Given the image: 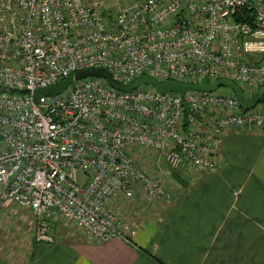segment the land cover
<instances>
[{
	"label": "built area",
	"instance_id": "built-area-1",
	"mask_svg": "<svg viewBox=\"0 0 264 264\" xmlns=\"http://www.w3.org/2000/svg\"><path fill=\"white\" fill-rule=\"evenodd\" d=\"M115 5L0 0V211L13 204L33 213L37 243H56L51 228L63 224L98 242L130 244L136 230L112 201H170L156 173H214L229 129L264 131V99L243 112L233 95L218 91L160 94L141 86L123 93L86 78L50 102L34 100L35 90L92 70L124 86L148 76L264 87V61L250 62L254 54L264 60V47L244 50L249 39L264 41V0ZM137 154L155 157L152 174Z\"/></svg>",
	"mask_w": 264,
	"mask_h": 264
},
{
	"label": "crops",
	"instance_id": "crops-1",
	"mask_svg": "<svg viewBox=\"0 0 264 264\" xmlns=\"http://www.w3.org/2000/svg\"><path fill=\"white\" fill-rule=\"evenodd\" d=\"M133 1L112 3L116 9ZM219 155L214 173L192 170L184 177V168L172 172L179 193L166 187L170 201H112L111 209L136 230L130 244L98 242L76 230L66 239L56 225V243H37L33 213L7 204L0 211V227L8 225L9 216L26 230L20 229L23 236L16 243L0 238V264H155L139 249L162 264H264V131L229 129ZM137 156L152 174L154 156ZM155 178L161 180L160 174Z\"/></svg>",
	"mask_w": 264,
	"mask_h": 264
},
{
	"label": "water",
	"instance_id": "water-1",
	"mask_svg": "<svg viewBox=\"0 0 264 264\" xmlns=\"http://www.w3.org/2000/svg\"><path fill=\"white\" fill-rule=\"evenodd\" d=\"M86 78H101L106 81L108 86L112 89L123 92L131 93L141 86H150L160 94L175 93L184 95L188 92L196 93H213L219 89H227L230 91L234 97L237 99L243 112H247L256 107L262 102L264 97V87H260L253 97L248 100L243 94L242 90L234 83L226 79H218L213 83H208L207 79L204 78L201 85H191V84H180L175 81H165L159 82L154 78L148 76H142L134 80L130 85L124 86L112 80L111 75L105 70H92L77 73L74 76L70 75L68 78L59 86L54 88L38 89L32 93L34 100L39 101L42 98H47L51 96H57L63 93L66 88L72 84L74 81L84 80Z\"/></svg>",
	"mask_w": 264,
	"mask_h": 264
},
{
	"label": "rangeland",
	"instance_id": "rangeland-1",
	"mask_svg": "<svg viewBox=\"0 0 264 264\" xmlns=\"http://www.w3.org/2000/svg\"><path fill=\"white\" fill-rule=\"evenodd\" d=\"M247 47L248 48H260V49H262L264 47V41H260V40L253 41V40L249 39L248 45L246 47H244L245 51H246ZM252 57L253 58L250 59V62L254 63L255 61H257L256 65L261 64L264 61V60H259V55L254 54ZM237 85H239L240 89L243 90L244 95L248 100H250L253 97V94L257 91V89H254V88L243 87L246 84H241V85L237 84ZM220 90H222V91H220ZM218 91L219 92H217V93H219L220 95H224V97H231V95H232L231 92H229L227 89H219ZM51 97L45 98V101L50 102ZM148 155L152 156L150 154H148ZM144 159L148 160L147 156H144ZM154 160H155V157H154ZM153 164H155V162H153ZM154 167L151 165V169L154 170ZM159 174H160V179L165 180L169 184V185L165 184L168 190H170V191L174 190L176 193L177 192L179 193V187H178V185H176L177 183L175 182V180L171 178V174H169V175H164L163 173H159ZM159 174L156 173L154 176H158ZM182 174L184 176H187L184 173H181V176H183ZM18 213L22 214V211H18ZM6 218H7L8 225H4V226L0 227V238H4L5 236H7L13 241V243H16L23 236V233L20 232V229L23 227L20 226L16 222L17 221L16 219H13L9 216H7ZM31 218H32V215H31ZM56 226L59 227V231H61V233L64 235L63 237H65L66 239L69 238V235H71L72 233H75V231H73L74 229H71L70 227H67L63 224H58ZM23 230L25 231L26 229L23 228ZM32 239H34V238H32ZM71 239H73V238H71Z\"/></svg>",
	"mask_w": 264,
	"mask_h": 264
},
{
	"label": "trees",
	"instance_id": "trees-1",
	"mask_svg": "<svg viewBox=\"0 0 264 264\" xmlns=\"http://www.w3.org/2000/svg\"><path fill=\"white\" fill-rule=\"evenodd\" d=\"M244 16V23L246 22L247 24H251L252 23V17H251V14H250V12L248 11V10H245V12H244V14H243ZM237 20L238 21H241V18L240 17H238L237 18ZM264 98V97H263ZM262 98V99H263ZM175 176H177V175H175ZM179 179V178H178ZM181 182H183V181H181ZM51 232H52V234H53V232H54V227H53V230H52V228H51ZM34 234H35V229H34ZM33 238H34V236H33ZM35 240V239H34ZM139 252L143 255V256H145L146 258H148L149 260H151V261H153L155 264H162V263H160L159 261H157L154 257H152L151 255H149L147 252H145V251H143V250H141V249H139Z\"/></svg>",
	"mask_w": 264,
	"mask_h": 264
}]
</instances>
